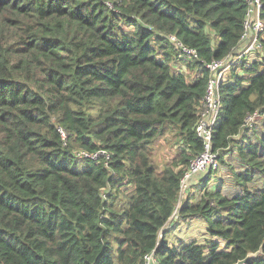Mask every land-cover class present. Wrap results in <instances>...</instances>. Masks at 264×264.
<instances>
[{
  "label": "trees",
  "instance_id": "16d2710c",
  "mask_svg": "<svg viewBox=\"0 0 264 264\" xmlns=\"http://www.w3.org/2000/svg\"><path fill=\"white\" fill-rule=\"evenodd\" d=\"M247 7L0 0V264H143L151 251L160 264H237L259 250L244 264H264V155L234 145L249 114L261 112L264 129V32L262 53L220 85L213 130V150L232 147L246 167L236 176L242 190L178 206L188 163L202 152L193 129L208 79L203 64L235 53ZM170 35L196 51L195 80L172 72ZM167 136L181 157L163 164ZM79 150L105 151L107 166L77 158ZM256 176L262 186L250 190ZM194 218L211 240L169 244L179 222Z\"/></svg>",
  "mask_w": 264,
  "mask_h": 264
},
{
  "label": "built area",
  "instance_id": "2783aa9c",
  "mask_svg": "<svg viewBox=\"0 0 264 264\" xmlns=\"http://www.w3.org/2000/svg\"><path fill=\"white\" fill-rule=\"evenodd\" d=\"M248 3L247 11L244 16V32L238 48L231 56L223 60H212L203 64L204 70L208 73L205 93L200 102L196 123L194 125V133L201 141L202 152L192 158L188 163L187 169L181 179V192L187 187V182L194 177H206L212 172H216L220 167V151L213 150V130L218 122L219 113L221 110V94L220 85L227 81L228 75L232 69L236 73L241 74L242 70L249 68L251 62L255 60L256 53L261 54L262 42L260 34L264 32V23L260 18L261 1L246 0ZM168 41L173 47L177 60H181L188 64H193L197 61V53L183 45L175 36L170 35ZM185 69L176 74L182 75L187 72L186 66L180 63ZM175 73V72H174ZM197 74H195V78ZM193 80V79H192ZM263 120L261 112L255 111L245 118V124L240 135H244L253 128L255 120ZM57 132L61 138L63 145L67 144V134L62 128H57ZM239 135V136H240ZM77 158L87 161H104L105 166L109 160V156L105 151L99 150L88 152L79 150L75 152ZM178 206H180L178 202ZM177 210V209H176ZM143 264H160L154 251L147 253L143 257Z\"/></svg>",
  "mask_w": 264,
  "mask_h": 264
},
{
  "label": "rangeland",
  "instance_id": "374dc122",
  "mask_svg": "<svg viewBox=\"0 0 264 264\" xmlns=\"http://www.w3.org/2000/svg\"><path fill=\"white\" fill-rule=\"evenodd\" d=\"M259 57L261 58V62L264 63L263 55H259ZM168 63H170V64L173 63L174 65H176L177 63H182L183 65L186 66V69H187V72H184L182 74L183 77L186 79V81L189 82L192 79L195 80L194 79L195 74L198 71H197V68H195L194 70L191 69V64L187 65V63H185V62H183L181 60H177V57H175L174 55L170 58ZM173 71L175 73L178 72L176 70H173ZM257 121H258V119L255 120L254 126L250 130L251 131L255 130L256 132L259 133L260 127L258 126V124H259L260 120L258 122ZM166 138L169 141V143L166 141H164V142L160 141L159 144L164 145V146L161 147V149H159V151L163 154V156L165 155V152L168 151V155L164 156L163 159L161 160V162L163 164H170V163L178 161V159H180L181 149L177 145L178 143L176 140H173L170 136H167ZM263 158H264V156H263ZM219 160H220L219 170L216 172H212L210 175H207V176H210V178L206 181V183L204 182L203 179L200 180V183L203 182V187H202V189L199 188V190L198 189L195 190V192L197 193V196L200 195V198L193 203L199 202L204 193L213 192V191L216 192L217 191L216 188H219V187H220L219 188L220 194L222 196L229 198V199L233 198L232 196H229V193H228L229 191L238 190L239 192H241V190H242L241 187L239 189H237L238 180L236 179V176L243 174L245 171H243V169H242V167H244V164L237 157V152L233 151V148L230 147L226 151L220 153ZM222 161L224 163H222ZM77 163L83 164L84 162L77 161ZM195 178H202V177H194L192 179H195ZM190 183H191V181H190ZM189 185L184 190V192H180V195H179V199H180L179 204L180 205H181L183 196L187 195L186 192L189 189H191V187ZM254 186H258V187L262 186V181L259 180V178H254L253 182L249 185L250 190H254ZM121 190L122 191L129 190V187L124 186L121 188ZM193 195L195 196V194H193ZM123 201H124L123 196H119L118 200H117V206L119 204H121ZM175 218H177V210H175L172 219L175 220ZM214 218L217 220H221L222 218H224V216H217L216 215V216H214ZM172 219H171V221L173 222ZM166 228H169V226ZM206 228L207 227H206L205 223L202 221H196L193 225H185L182 228H179L176 232L172 231L169 234V237H170L169 242L170 243L173 242L175 244L176 240L183 239L185 241H189L187 243H191V241H192V242L204 244L206 241L211 240L208 236L205 235Z\"/></svg>",
  "mask_w": 264,
  "mask_h": 264
},
{
  "label": "crops",
  "instance_id": "0c3cea01",
  "mask_svg": "<svg viewBox=\"0 0 264 264\" xmlns=\"http://www.w3.org/2000/svg\"><path fill=\"white\" fill-rule=\"evenodd\" d=\"M169 66H170V68H171L173 73H174L173 70H176V71L180 72V71H183L185 69L180 63H177L176 65H174L173 63H171V64L169 63ZM258 126L260 127V132L259 133L256 132L255 130H253V131H248L244 135L241 134L237 139L236 138L234 139V145L239 146V144L243 143L244 146L247 145V144H250V145H253V146H257L259 148L260 154L264 155V142L262 141L263 138H264V131H263V122H262V120L259 121ZM261 144H262V146H261ZM222 163H224V162L222 161ZM242 169H243V171L246 170L245 165H244V167H242ZM258 177L259 176H256V178H258ZM209 178H210V176H206L204 178L202 177V178H195V179L189 180L187 182V186L190 184L189 186L191 187V189H189L186 192L187 195L183 196L182 202H184L186 200H189L190 203H193V202L197 201L200 198V195L197 196V193L195 192V190H197V189L199 190V188L202 189V187H203V182L200 183V180H202V179L203 180H205V179L208 180ZM190 181H191V183H190ZM249 185L250 184H248V187H249ZM219 188H216V189H219ZM239 188H240L239 185H237V189H239ZM228 193H229V196H233L236 193H239V191L238 190H232V191H229ZM193 194H195V196ZM182 202H181V204H182ZM175 220H176V218H175ZM196 221H202L203 222V220L198 219V218H194V219H190V220H183V221L181 220L174 231L176 232L179 228H182L185 225H193ZM169 240H170V237L168 239V242H169ZM177 241L184 242V243L189 242V241H185L183 239H180V240L178 239L175 242H177ZM169 244H174V243L173 242L172 243L169 242Z\"/></svg>",
  "mask_w": 264,
  "mask_h": 264
},
{
  "label": "water",
  "instance_id": "95a60500",
  "mask_svg": "<svg viewBox=\"0 0 264 264\" xmlns=\"http://www.w3.org/2000/svg\"><path fill=\"white\" fill-rule=\"evenodd\" d=\"M259 254H261V250H259L256 253H249V254H247V256L245 257L244 260L239 261L237 264H244V263H246L247 260L252 259V258H256Z\"/></svg>",
  "mask_w": 264,
  "mask_h": 264
},
{
  "label": "bare ground",
  "instance_id": "6f19581e",
  "mask_svg": "<svg viewBox=\"0 0 264 264\" xmlns=\"http://www.w3.org/2000/svg\"><path fill=\"white\" fill-rule=\"evenodd\" d=\"M68 142V141H67Z\"/></svg>",
  "mask_w": 264,
  "mask_h": 264
},
{
  "label": "clouds",
  "instance_id": "9594fccd",
  "mask_svg": "<svg viewBox=\"0 0 264 264\" xmlns=\"http://www.w3.org/2000/svg\"><path fill=\"white\" fill-rule=\"evenodd\" d=\"M206 180V179H205Z\"/></svg>",
  "mask_w": 264,
  "mask_h": 264
}]
</instances>
